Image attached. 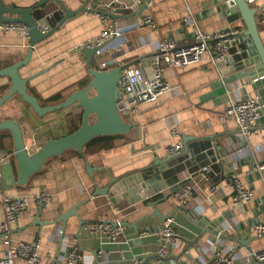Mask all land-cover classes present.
I'll list each match as a JSON object with an SVG mask.
<instances>
[{
  "label": "crops",
  "instance_id": "crops-1",
  "mask_svg": "<svg viewBox=\"0 0 264 264\" xmlns=\"http://www.w3.org/2000/svg\"><path fill=\"white\" fill-rule=\"evenodd\" d=\"M40 1L42 0H4L11 7L23 9L32 8ZM60 1L70 11L83 7L89 9L96 4L97 8L107 9V14L129 16L128 19L115 21L108 16V24L114 23L117 27L133 23L138 17L145 15L153 16L156 21V28L153 30L142 27L125 33L121 39H113L98 61L94 62L95 68L100 70L140 63L146 75L150 76L148 60L157 43L164 39L172 38L185 46L192 42L196 29L206 34L233 28L243 32L238 17L231 22L227 17L221 18L215 11L212 0H183L186 7L183 10L180 5L168 6L174 0H152V6L146 7L140 16L138 12L145 4L137 7V0ZM250 6L258 9L257 14L263 19L257 26L264 45V0H256ZM211 10H214L213 14L209 13ZM184 18L189 23L186 29L182 23ZM102 30L97 12L84 11L68 19L49 38L36 44L27 64L18 70L20 77L28 81V94L44 107L56 105L47 102L53 96H67L71 89L83 86L89 77L84 57L76 48L97 39ZM29 49V43L20 33L0 31V69L24 61ZM229 56L228 51L227 57ZM218 63L212 64L206 56L197 65L186 69L166 70L164 79L172 89L171 92L160 96L153 103L138 106L133 115L123 113L121 117L125 123L136 125L127 135L116 140L111 148L102 149L85 158L74 150H67L61 156L48 160L44 168L24 186L18 185L13 159H5V155L1 154L0 192L8 197L26 196L28 199V210L11 226L12 243L36 242L40 264H60L68 255L66 247L77 249V253L83 256H92L93 264H134L136 259L142 260L144 264L160 248L159 234L163 219L153 217L152 209L146 207V202L136 200L135 195L130 199L117 196L114 202L108 196L95 195L96 190H103L107 186V173L118 179L140 173L147 189L158 187L159 192L147 201H155L178 189L176 195L169 196L168 202L156 206L162 217L173 220V227L182 237L179 246L169 250L166 255V258L177 260L169 261L168 264H208L217 253V246L207 241L208 235L201 239L199 246H191L200 233V227L195 222L198 220L211 228L219 219L222 220L224 231L229 229L227 234L232 240L217 241V244H221L224 250L226 246L236 248L234 264H254L248 259L247 251L264 246V235L255 237L251 226L256 213L259 222H264L260 215L264 206V187L257 174H249L248 166L250 162L258 164L264 160V78L258 76V80L249 84L245 80H232V67ZM102 64L106 65L105 69ZM9 87L10 80L0 77V97ZM248 97L258 99L263 106L254 128L255 135L249 139L247 148L237 136L235 123L220 119V115L230 101ZM70 112L73 113L68 108L39 118L29 105L15 95L0 108V121L11 119L20 127L27 128L25 139L30 149L32 144L37 148L48 139L55 138V133L62 128L65 132L59 136L65 135L66 118ZM173 128L178 131L176 138L171 135ZM199 129L203 134L215 136V143L225 147L228 153L237 151L234 157L224 159V169L234 159L246 161L235 172V177L251 188L254 194L253 200L243 210L232 207L233 187L221 181L216 183L212 192V184L207 177L197 173L200 167L188 164L186 155L167 162L165 149L176 142H181L183 148V137H198ZM1 134H4L5 142L0 141V149L11 148L10 135ZM156 159L158 163H155ZM86 163L96 171L93 173L94 180L86 171ZM207 163L205 161L201 165ZM212 175L217 181L218 171ZM184 180L188 181L184 188L179 189ZM185 189L188 206L191 207L189 214L178 210L180 206L177 196ZM40 190H45L50 197L48 204L42 209L35 201ZM74 207H77L78 217L85 222L79 229L74 217L68 219L64 231L62 223L47 226ZM2 219L0 205V221ZM112 224L124 227L116 233ZM61 232H64V240L59 245ZM240 237L243 238L242 244L239 243ZM245 242L246 247L243 245ZM3 251L0 237V258ZM15 264L24 263L16 261ZM149 264L158 263L150 261Z\"/></svg>",
  "mask_w": 264,
  "mask_h": 264
},
{
  "label": "water",
  "instance_id": "water-1",
  "mask_svg": "<svg viewBox=\"0 0 264 264\" xmlns=\"http://www.w3.org/2000/svg\"><path fill=\"white\" fill-rule=\"evenodd\" d=\"M176 5H180L179 7L181 10L186 9L183 0H175V2L169 3L168 6L176 7ZM212 5L221 18L227 17L231 22L238 17L243 29V32H241L237 40L229 48V58L227 57L224 61L220 62L232 67V80H245L244 82L249 84L250 82L258 80V76L264 78V45L259 37L257 26V23L263 19L261 16H258V9L251 7L246 0H212ZM96 8V4H93L89 9L83 7L77 11H70L60 0H42L32 8L23 9L11 7L5 4L4 0H0V25L6 23H20L27 26L29 28L28 42L30 48L24 61H18L13 65L0 69V77H6L10 80V87L7 92L0 97V108L17 95L23 103L30 106L39 118L68 108L72 110V114L81 113V125L78 130L57 139H48L37 148L32 144L30 147L32 151L26 145L25 136L28 134L27 128L20 127L11 119L0 121V133H8L12 142L11 148L4 147L0 149V155H5V159H13L17 169L19 186H24L33 175L40 172L48 160L61 156L65 151L74 150L81 155L85 144L92 139L97 137L127 135L136 126L123 121L117 106L120 97L118 87L121 80V71L124 67L119 66L107 70H100L96 69L94 66V62L98 61L107 43L81 51L89 78L83 86L79 85L76 89H71L66 98L56 105L41 106L35 97L28 94L26 89L28 81L21 78L18 73V70L29 61L31 50L36 44L49 38L71 17L84 11L95 12ZM145 8L146 5L141 7L138 16H140ZM209 13L213 14L214 10L209 11ZM8 15H10V17H6ZM106 15L114 21L117 19L129 18V16ZM42 27H47L48 32L42 33ZM170 40L173 39L170 38ZM259 103L263 106L261 101H259ZM92 119L94 121H92ZM241 140L244 144L243 139ZM0 141L2 143L5 142L4 134L0 135ZM32 141L34 140L32 139ZM236 152L237 151L228 153L225 147H221L220 144L215 143V136H208L200 132L198 137H183V148L181 152L176 156H167V162H173L174 159L186 155L189 160L188 164L198 166V168L200 167L197 173H200L205 178L207 177L208 181L212 184L210 190H215L216 183L221 181L233 187L236 169L244 166L246 161L234 159L230 165L225 166V169L223 164L225 158L234 157ZM205 161L208 163L204 166L201 165ZM156 162H159L158 159L155 160V163ZM155 165L158 166L160 164ZM249 165V174L252 172L253 175L257 174L259 176L256 171V164L250 162ZM85 166L89 177L94 180L93 173L96 171L90 167L88 163H86ZM217 171L219 173V178L215 181L212 174ZM107 175L109 179L107 186L103 190H96L95 195L108 196L111 202L115 201L114 198L117 200V196L130 199L135 195L136 200L146 202V207L152 209L153 217L157 216L163 219V221L165 220V218L157 212L156 206L168 202L169 196L176 195L178 189H175L171 194L150 202L147 201V199L159 192L158 187L147 189L140 173L119 179L112 177L110 173H107ZM187 181L188 180H184L179 189L184 188ZM132 201L135 200L132 199ZM188 205L189 204H187V209L179 207L178 210L189 214L191 207ZM76 209L77 207H74L70 211L63 213L58 219L48 223L47 226H55L62 223L61 228H63L64 231L68 219L74 217L76 218L77 227L79 229L85 222L78 217ZM260 215L262 217L264 216V206H262ZM253 220L254 223L251 225L252 227L260 223L258 213H256L255 219ZM195 223L199 225L200 233L195 237L191 246H199L201 239L205 235H208L209 238L207 241L216 245L217 253H219L223 250V246L217 244V241L232 240V237L225 233L221 225L222 220L220 219L217 223H213L211 228L205 226L203 223H199L198 220ZM112 225L114 228L117 227V224ZM74 237L77 238V235H74ZM63 240L64 232H61L59 245ZM242 240L243 238L240 237V244H242ZM246 242H248V240ZM246 242L243 244L245 245L244 247L247 246ZM169 249L174 250L175 248L170 247ZM66 251L67 254H69L73 252V248L66 247ZM176 260L177 258H163L155 253L151 257H148L144 264H149L150 261H154L158 264H168L169 261Z\"/></svg>",
  "mask_w": 264,
  "mask_h": 264
},
{
  "label": "built area",
  "instance_id": "built-area-1",
  "mask_svg": "<svg viewBox=\"0 0 264 264\" xmlns=\"http://www.w3.org/2000/svg\"><path fill=\"white\" fill-rule=\"evenodd\" d=\"M255 1L248 0L247 3L250 5ZM142 4H145L147 8L152 6L151 1H136L137 7H140ZM97 16L103 27L100 36L97 39L82 44L76 48V51L81 52L83 49H89L107 43L103 49L104 51L113 39H121L127 32L141 29L142 27H148L152 30L156 28V21L151 15L140 16L133 23L125 24L122 27H117L114 23L111 25L108 24V16L105 14L97 12ZM182 23L184 29L188 28L189 23L186 18L182 19ZM0 31L18 32L26 42L29 40V28L20 23L2 24L0 25ZM41 32H48V28L42 27ZM240 34L241 31L239 29H225L211 34H206L196 29L192 42L185 46L180 45L176 41L164 39L157 43L155 51L148 60L150 76L146 75L140 63L125 66L119 65L124 67L121 71V80L118 87L120 92L117 103L119 113L121 115L123 113L125 115H133L138 106L153 103L160 96L171 92L172 89L164 79V72L166 70L176 71L186 69L197 65L206 56L215 65L223 61L228 56L229 48ZM105 67L106 65L102 64V68L105 69ZM261 106L258 99L248 97L244 100L230 101L220 115V119L224 121L232 120L235 123L237 136L243 139L247 148L249 146V139L255 135L254 128L260 118ZM171 135L176 138L178 131L173 128ZM181 150V142H176L166 148L165 152L168 156H176ZM256 171L262 179L264 187V160L256 164ZM233 189L232 207L241 211L253 200V191L236 177L233 179ZM211 191L213 192L214 190ZM186 194L187 190L185 189L181 195L177 196L179 206L182 209H186L188 204ZM49 200L50 197L45 190H40L35 196V201L39 205V208L47 205ZM0 205L3 212V219L0 221V237L1 244L4 247L0 264H15L16 261L24 264H40L38 244L36 242H18L13 244L11 241V226L16 224L18 219L28 210L27 197H8L0 192ZM172 224L173 220L166 218L163 221L159 234L160 248L156 254L163 258L169 253L170 247L177 248L182 242L181 235L175 230ZM122 229L123 226L117 224L114 231L117 233ZM228 230L225 231L226 234ZM252 234L255 237H262L264 235V222H260L252 227ZM236 256V248L226 246L225 250L223 249L221 252L216 253L208 264H234ZM247 257L254 264H264V246L259 249L247 251ZM93 262L94 259L92 256H83L77 253V249H74L60 264H93ZM134 264H143V261L136 259L134 260Z\"/></svg>",
  "mask_w": 264,
  "mask_h": 264
},
{
  "label": "trees",
  "instance_id": "trees-1",
  "mask_svg": "<svg viewBox=\"0 0 264 264\" xmlns=\"http://www.w3.org/2000/svg\"><path fill=\"white\" fill-rule=\"evenodd\" d=\"M98 10L95 12L101 13V14H107V9L104 10V8H97ZM105 12V13H104ZM66 98V95H56L53 96L52 98H50L47 102H52L55 104H58L60 102H62L64 99ZM81 125V113H76L73 118H71V121L66 122V126H67V132L65 133V135H68L76 130H78L80 128ZM63 135V136H65ZM63 136H56L55 139L59 138V137H63ZM122 136L125 135H116V136H107V137H97L92 139L91 141L87 142L85 144V146L83 147V152L81 154V156L83 158H85L87 155L89 154H94L102 149H106V148H111L114 145V142L116 140H119V138H121ZM74 152V151H72Z\"/></svg>",
  "mask_w": 264,
  "mask_h": 264
},
{
  "label": "flooded vegetation",
  "instance_id": "flooded-vegetation-1",
  "mask_svg": "<svg viewBox=\"0 0 264 264\" xmlns=\"http://www.w3.org/2000/svg\"><path fill=\"white\" fill-rule=\"evenodd\" d=\"M71 118H73V114L70 112V114L67 116L66 120H68V122H70ZM51 139H55V138H51Z\"/></svg>",
  "mask_w": 264,
  "mask_h": 264
},
{
  "label": "rangeland",
  "instance_id": "rangeland-1",
  "mask_svg": "<svg viewBox=\"0 0 264 264\" xmlns=\"http://www.w3.org/2000/svg\"><path fill=\"white\" fill-rule=\"evenodd\" d=\"M64 132H65V129L62 128L59 132H57L55 134H56V136H59V135L64 134Z\"/></svg>",
  "mask_w": 264,
  "mask_h": 264
}]
</instances>
